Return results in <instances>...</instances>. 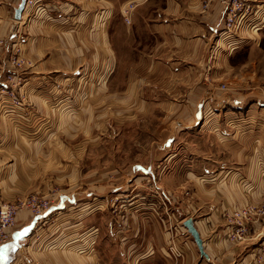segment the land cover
I'll list each match as a JSON object with an SVG mask.
<instances>
[{
    "label": "crops",
    "instance_id": "obj_1",
    "mask_svg": "<svg viewBox=\"0 0 264 264\" xmlns=\"http://www.w3.org/2000/svg\"><path fill=\"white\" fill-rule=\"evenodd\" d=\"M21 1L0 0V71L11 66L8 46L19 44L26 58L20 92L31 104L14 106L5 96L0 193L10 200L49 191L58 180L68 184L44 214L18 213L10 240L0 247V264H170L153 246L167 237L155 212L146 219L147 213L137 217L128 210L119 219L101 207L125 190L130 173L96 162L84 166V152L95 141L92 127L107 125L109 111L131 116L135 108L163 109L172 140L183 130L208 125L210 142L225 149L222 162L186 172L184 182H192L203 215L188 210L178 218H194L208 256L190 236L181 264H264L259 238L264 216L249 223L244 242L228 239L232 225L225 219L236 207L264 203V86L247 68L258 61L253 48L262 41L264 0H251L253 11L239 35L224 33L227 7L219 0H209L206 10L204 0H44L16 18ZM132 1L137 6L128 23L120 12ZM86 78L88 88L78 87ZM77 79L76 87L66 88L75 90L74 98L61 94V84ZM67 128L74 130L73 140L68 141ZM83 189L89 190L84 197ZM102 234L128 239L121 261L104 247ZM133 238L138 245L130 244Z\"/></svg>",
    "mask_w": 264,
    "mask_h": 264
},
{
    "label": "rangeland",
    "instance_id": "obj_2",
    "mask_svg": "<svg viewBox=\"0 0 264 264\" xmlns=\"http://www.w3.org/2000/svg\"><path fill=\"white\" fill-rule=\"evenodd\" d=\"M131 3H135L133 8L130 5ZM245 3L247 6H250L249 11L244 13L246 19V17L252 13L254 5L251 0H245ZM136 6V1L126 4L125 7L131 9V16L128 18L125 16L124 9L120 12L125 22H132V13ZM242 25L243 24H241V26ZM241 26L238 28V35L240 34L239 30ZM259 34L262 37L261 45L253 48L254 52L252 51L257 56L258 61H255L253 64L248 63L247 68L248 72L252 71L254 74L260 76L259 81H261L262 86H264V30ZM134 43L137 46L138 40L133 42V44ZM238 45L241 47L242 44L239 43ZM247 46L249 53L251 45L248 44ZM7 51L8 61L11 63V66L10 68L5 65L2 66L0 71V77L2 76L0 85L7 79L9 73H15L16 75H14L10 85L18 95L17 99L20 101L19 106H28L31 103L28 98L20 92L25 80L23 63L26 61V58L23 56L22 48L19 44L13 46L10 44ZM138 54V50L136 49V53L132 54V56L137 57ZM122 74L123 71H121V77L119 79H122ZM257 80V78H253L251 81ZM68 82L69 80H67L66 83ZM87 82L90 81L86 78V81L83 84L79 83V85L78 79L74 80L72 85H70V83L61 84L63 88L61 94L64 93V91L67 92L66 88H74L77 85L82 89H85V87L88 88V86H85ZM93 82L100 84V77L93 78ZM62 85H65V88ZM116 85L115 83V87ZM2 87L3 86H0V90L3 89ZM71 91L72 89H69L67 92L70 99L74 98L76 93L75 90H73L71 94ZM5 94L0 93V113L3 110L1 107L4 104V102H2L3 99L5 101V99L8 98L7 96L6 98L4 97ZM85 96V99L89 97L88 94ZM85 101L87 100H84V104ZM99 103L101 104V100H99ZM135 109L131 111V116H129L127 111L121 113L118 111L113 112V110L109 111L107 125H99V128L92 127L95 141H93L92 144L88 143V149L84 152V166L96 162L99 166H115L120 169H125V171L130 173L131 179L129 183H126L125 190H120L109 196L110 205L101 207L105 209V213L114 215V217H118L119 219L124 215V211L128 210H131L132 214L137 217H142L147 213L146 219L149 218V212H155L162 221L167 237L164 244L160 247L157 243L153 244L154 241L150 242L155 246L157 255L161 258L162 262L181 264L184 261L183 259H185L186 242H188V239H191L190 236L192 235L188 230L185 231L181 228L182 225L184 226V219H179L178 213L184 212L185 215H187L189 210V214H193L194 216L203 215V211L198 208L199 204L192 194V182H184L187 178L186 172L191 168H196L198 171L203 172L204 170L206 171V168H210L211 165L222 162L221 153H223L225 149L218 141L213 143L210 142L207 136L208 134H212L213 131L210 130L211 128H209L208 125L203 128L197 126L198 128L196 129L183 130L179 133L180 135L177 139L172 140V138H170L172 132L169 133L167 127H164L163 113L165 112L163 109L156 108L146 111ZM40 129L42 130L43 127ZM67 129L68 131H65V133L68 134V141L73 140L74 138H71L69 133H74V130H71V128ZM53 143L55 146H60L59 142ZM166 165L167 168L162 172V168ZM86 167H84V174H87L86 170H89ZM88 177H83L82 181ZM67 184L68 182L66 181L58 180L57 183L54 182L49 191L34 190L18 196L33 193H39L40 195L48 194V197L53 203L55 196L58 193H62V188L66 187ZM87 191L89 190H80V194L84 197ZM13 199L4 200L2 196H0L2 202L12 201ZM259 238L261 241L262 235H260ZM100 239L104 242V247H106V245L109 247V251L112 252L111 256L117 253V256H115L116 259L121 261L122 257L120 258V252L127 247L126 242L128 239L124 240L121 236H117L116 238L111 236L107 237L105 234H102ZM130 244L138 245L137 239H131ZM176 246L178 248H176ZM177 250H181L179 253L180 255ZM199 261V258L194 260L196 263ZM38 262L41 261H35V264H38Z\"/></svg>",
    "mask_w": 264,
    "mask_h": 264
},
{
    "label": "built area",
    "instance_id": "obj_3",
    "mask_svg": "<svg viewBox=\"0 0 264 264\" xmlns=\"http://www.w3.org/2000/svg\"><path fill=\"white\" fill-rule=\"evenodd\" d=\"M223 5L227 6V15L225 19V34L238 33V28L243 23L246 12L249 11L250 6H247L245 0H219ZM44 0H26L25 7L33 8L40 6ZM135 4V3H134ZM131 3V7L134 6ZM209 5V0H204L202 3L203 9L206 10ZM131 9L129 7H124L125 16L128 18L131 16ZM219 42L214 43L212 49H218ZM215 50V51H216ZM15 73H9L7 79L0 85L3 86L0 93L5 94L11 101H13L14 106H19L20 101L17 99L18 95L12 89L10 83L14 78ZM1 79V77H0ZM1 81V80H0ZM225 84L222 87L225 88ZM8 94V95H7ZM4 102V99L3 101ZM2 107V106H1ZM1 196V193H0ZM52 205L51 199L48 194L33 193L24 196H18L12 201L2 202L0 200V247L4 245L11 238V228L16 224L17 214L25 209H29L36 215H42ZM260 216H264V203L261 205L247 204L244 206L236 207L233 211L225 214V219L228 224L232 225V229L228 233V239L233 242H244L249 237V223L258 219ZM262 235V254L260 257L264 256V232L260 233ZM176 248H178L176 246ZM178 254L181 250H177ZM180 255V254H179ZM38 264H44L38 262Z\"/></svg>",
    "mask_w": 264,
    "mask_h": 264
},
{
    "label": "water",
    "instance_id": "obj_4",
    "mask_svg": "<svg viewBox=\"0 0 264 264\" xmlns=\"http://www.w3.org/2000/svg\"><path fill=\"white\" fill-rule=\"evenodd\" d=\"M25 4H26V0H22L19 6L16 8V15H15L16 18H20L22 16V12L25 8ZM184 225L187 227L188 231L194 237L201 254L204 256H208V254L206 253L204 249V243H203V239L201 237L200 231L198 230V228L196 227L194 223V218L193 217L186 218L184 220Z\"/></svg>",
    "mask_w": 264,
    "mask_h": 264
}]
</instances>
